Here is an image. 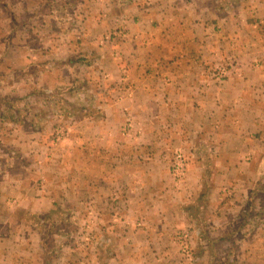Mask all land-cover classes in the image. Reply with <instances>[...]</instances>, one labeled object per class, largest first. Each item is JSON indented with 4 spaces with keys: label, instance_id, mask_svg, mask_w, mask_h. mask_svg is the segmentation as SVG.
<instances>
[{
    "label": "crops",
    "instance_id": "1",
    "mask_svg": "<svg viewBox=\"0 0 264 264\" xmlns=\"http://www.w3.org/2000/svg\"><path fill=\"white\" fill-rule=\"evenodd\" d=\"M153 1L150 9L149 3L125 2L118 14L112 13L118 5L110 2L106 15L80 10L76 24L86 19V26V21L109 17L114 22L100 32L122 29L121 38L93 47L87 43L89 33L69 39L57 32L56 45L51 42L41 52L29 49V66L55 75L58 69L46 65L50 58L59 59L58 64L76 73L66 89H78V98L84 97L83 85L90 84L94 75H102L105 88L113 90L109 96L97 91L102 102L79 118L78 126L80 136L88 135L91 142L89 163L111 172L121 170L120 179L94 178L88 186L94 201L99 190L122 186L119 200L126 206L118 215L127 225L123 231L145 235L143 242L124 243L125 249L139 251L132 264H172L167 252L161 259L149 252L168 249L174 234L186 230L192 237L201 236L202 249L217 244L218 264H227L228 249L235 264H264L258 247L264 244V201L260 208L254 206L258 196L251 191L264 170V30L257 28H264V0ZM39 3L42 12L60 8L55 1ZM130 6L136 12L129 13ZM40 59L45 61L38 64ZM222 63L229 72L218 81L213 72ZM125 122L133 127L124 131ZM177 149L188 156L182 185L170 181L167 172ZM201 155L211 158L209 165ZM131 169L138 171L139 188L125 181L124 174L129 176ZM206 169H213L217 185L213 186L215 176H207L211 195H199V181L205 180L199 172ZM1 190L0 205L17 200ZM36 196L29 195V202L40 201ZM38 196L48 201L47 195ZM10 238V242L17 239Z\"/></svg>",
    "mask_w": 264,
    "mask_h": 264
},
{
    "label": "rangeland",
    "instance_id": "2",
    "mask_svg": "<svg viewBox=\"0 0 264 264\" xmlns=\"http://www.w3.org/2000/svg\"><path fill=\"white\" fill-rule=\"evenodd\" d=\"M52 1L58 3L60 8H48L42 12L39 0L36 3H29V0H0V75L3 76L0 77V189L3 193L15 195L14 199H17L13 203L0 205V264H132L131 258L139 251L125 249L124 243L129 240L131 245L143 242L145 235L123 231L127 225L123 226L118 215L126 206L119 200L122 186H109L108 191L99 190L97 201L92 200L93 189L88 186L89 180L94 178L120 179L121 170L113 169L111 172L99 163H89L91 142L88 135L80 136L78 126L79 118H85L88 113L95 111V104L102 102L96 96L97 91L108 96L114 92L105 88L106 81L102 80V75H94L89 80L90 84L83 85L82 90L84 97L81 98L90 96V99L80 102L81 98L75 95L78 89L77 92L73 86L66 89L68 79L75 77L74 70L63 68L58 64L60 60L54 57L48 60L46 66L58 71L55 75H43L42 68L29 66V49L41 52L51 42L56 45V36L59 34L77 39L88 33L90 40L87 43L101 47L111 38H121L122 29L103 34L114 22L109 17L86 21V26L84 18L82 24H76L74 19L79 16L80 10L86 8V13L97 15L103 12L106 15L110 2L118 5L112 10L113 14H118L121 4L125 2L149 3L150 9L154 1L90 0L85 4L84 0H42V3L48 5ZM128 12L136 10L130 6ZM51 36L53 40L49 39ZM39 61L38 64L45 60ZM228 67L224 63L215 67L214 77L218 81L224 80L229 72ZM99 81H103V85ZM99 98L102 96L99 95ZM83 102L87 104L81 105ZM132 127L127 122L123 130ZM177 154H181L187 163L185 173L179 179L171 172L173 157ZM201 158L209 165L211 158L208 155H201ZM187 170L188 156L183 149L175 150L167 169L170 181L182 185ZM210 170L198 171L199 175L204 173L205 179L202 184L199 181V195H211L212 188L207 178L215 175L211 173L213 169ZM137 172V169H131L129 176L124 174L125 181L135 188H139ZM260 173L251 187L252 195L258 196L254 205L257 208L264 201V170ZM213 182V186H216V176ZM42 193L47 195L48 201L38 196ZM29 195H37L36 200L40 201L29 202ZM261 223H264V219ZM11 231V237L17 238L13 242L9 241ZM210 237H213L212 234ZM172 239L168 249L148 252L160 259L167 252L172 264H218L220 252L217 244L209 250L202 249L201 236L192 237L187 230L174 234ZM258 245L264 253V244ZM226 253L230 256L226 263L235 264L233 251L228 249Z\"/></svg>",
    "mask_w": 264,
    "mask_h": 264
},
{
    "label": "built area",
    "instance_id": "3",
    "mask_svg": "<svg viewBox=\"0 0 264 264\" xmlns=\"http://www.w3.org/2000/svg\"><path fill=\"white\" fill-rule=\"evenodd\" d=\"M186 165L187 163L181 154L174 156L171 170L172 175L177 179L181 178L185 173Z\"/></svg>",
    "mask_w": 264,
    "mask_h": 264
}]
</instances>
